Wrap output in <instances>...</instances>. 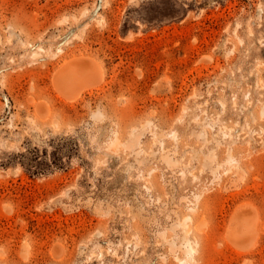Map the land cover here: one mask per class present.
I'll use <instances>...</instances> for the list:
<instances>
[{"label": "rangeland", "instance_id": "obj_1", "mask_svg": "<svg viewBox=\"0 0 264 264\" xmlns=\"http://www.w3.org/2000/svg\"><path fill=\"white\" fill-rule=\"evenodd\" d=\"M262 109L264 0H0V264H264Z\"/></svg>", "mask_w": 264, "mask_h": 264}, {"label": "bare ground", "instance_id": "obj_2", "mask_svg": "<svg viewBox=\"0 0 264 264\" xmlns=\"http://www.w3.org/2000/svg\"><path fill=\"white\" fill-rule=\"evenodd\" d=\"M85 15V14H84ZM86 28V27H85ZM234 50V49H233ZM35 53V52H34ZM32 54V53H31ZM37 54V53H36ZM57 54V53H55ZM35 57V54H33ZM37 56V55H36ZM87 58V57H86ZM89 58V57H88ZM72 60V58H70ZM69 59V60H70ZM75 59V58H74ZM78 59V58H77ZM81 60V59H80ZM92 61V59H90ZM65 61V60H64ZM68 60H66L65 62H67ZM63 63L61 66H59L53 73L52 75V85L55 89V91L58 93L59 98H61L62 100L66 101V102H72L75 99H77L78 97H81L80 95L84 94L86 91L91 90L93 88H96L98 83L100 84L101 79H99L98 81L95 79V76L97 74V72L86 66L84 64V62L82 63L81 61L78 60H72V61H68L67 63ZM88 63L89 60H88ZM90 65V64H89ZM100 67V66H99ZM99 69V68H98ZM98 71V70H97ZM101 72V70H100ZM96 73V74H95ZM98 75V74H97ZM79 99V98H78ZM221 105V103H220ZM46 106V105H45ZM261 117L264 116V112H261ZM42 116V115H41ZM144 126V125H143ZM133 130V129H132ZM231 131V130H229ZM132 132V131H131ZM129 132V133H131ZM131 135V134H130ZM131 138L134 137L133 135L130 136ZM134 139V138H133ZM112 142L109 144L111 147H115L117 146L118 140L117 137L114 139H111ZM146 155V154H145ZM228 160L226 161V163L231 166L232 164H235V167L232 165L231 167L236 169V172L240 170V167H238V165H236L237 163H235L234 157L233 155L229 152L228 154ZM234 163H231V162ZM230 170V169H229ZM228 170V171H229ZM227 171V170H226ZM227 171V172H228ZM231 172V171H230ZM229 172V173H230ZM228 173V174H229ZM227 174V173H226ZM246 174V173H245ZM149 176V175H148ZM235 176V175H234ZM236 177V176H235ZM241 177V176H240ZM237 179V178H236ZM243 181V180H242ZM148 183V182H147ZM231 186V185H230ZM151 188V187H150ZM229 188V187H228ZM228 188H225V190H227ZM235 188V187H234ZM232 189V188H231ZM229 190V189H228ZM157 200V199H156ZM159 202V201H158ZM241 205V204H240ZM244 205V204H243ZM242 205V206H243ZM196 207V205H195ZM245 207V205H244ZM248 207V206H247ZM251 207V206H250ZM193 209V208H192ZM196 209V208H194ZM193 209V210H194ZM240 209V208H239ZM242 211V210H241ZM235 212V211H234ZM239 217V216H238ZM236 222V232H234L233 234H231L230 238L228 239H232L230 240L231 243H234L237 245V247H239V249H244L247 247V233H246V228L245 227V220L243 222V220L241 219H237L234 220ZM178 222V226H179V230H181V234H182V240L185 244V249H184V255L182 258H176V260L178 261V263L180 264L181 261H185V264H190L193 262V255L195 253V249L197 244L195 242H193V245H190L188 236L190 234V227L189 224L191 222V217L190 216H185L184 218L180 219V221H176ZM176 225V224H175ZM250 227V226H249ZM174 229V228H173ZM251 230L253 228H250ZM248 230V229H247ZM178 231V230H176ZM248 232V231H247ZM252 232V231H251ZM257 234H255L256 236ZM163 237H165L163 235ZM254 237V235H253ZM251 238V237H250ZM164 239V238H163ZM171 239V238H170ZM254 239V238H252ZM258 239V238H257ZM165 240V239H164ZM173 240V239H172ZM255 240V239H254ZM167 241V240H165ZM171 241V240H170ZM251 241V240H250ZM172 242V241H171ZM171 242H170V246H171ZM230 243V244H231ZM252 243V242H251ZM256 243V242H255ZM254 243V244H255ZM169 244V243H168ZM233 244V245H234ZM257 244V243H256ZM174 243H172V247L170 248V250L172 251L175 247H173ZM232 245V246H233ZM175 246V245H174ZM235 246V245H234ZM253 246V244L251 245ZM236 247V248H237ZM176 250V249H175ZM174 251V250H173ZM172 251V252H173ZM243 251V250H242ZM183 252V251H182ZM190 252L192 254H190ZM61 254V253H60ZM59 254V256H60ZM53 255V254H52ZM63 255V254H61ZM26 256V255H25ZM56 256V255H54ZM58 256V254H57ZM62 257V256H61ZM60 257V258H61ZM58 257V259H60ZM57 259V260H58ZM175 261V260H174Z\"/></svg>", "mask_w": 264, "mask_h": 264}, {"label": "snow or ice", "instance_id": "obj_3", "mask_svg": "<svg viewBox=\"0 0 264 264\" xmlns=\"http://www.w3.org/2000/svg\"><path fill=\"white\" fill-rule=\"evenodd\" d=\"M99 23L102 24L103 22L99 21ZM262 112H264V109H262ZM262 118H264V116H262ZM201 135H203V134H201ZM172 138L175 139V134L174 133L172 134ZM231 163H234V162H231ZM197 199H199V197H197ZM190 254H192V253L190 252ZM180 264H185V261H181Z\"/></svg>", "mask_w": 264, "mask_h": 264}]
</instances>
